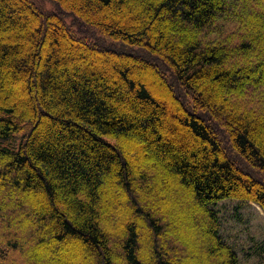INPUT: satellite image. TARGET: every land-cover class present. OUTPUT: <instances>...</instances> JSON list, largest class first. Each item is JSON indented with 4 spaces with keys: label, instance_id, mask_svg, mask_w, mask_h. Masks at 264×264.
<instances>
[{
    "label": "trees",
    "instance_id": "16d2710c",
    "mask_svg": "<svg viewBox=\"0 0 264 264\" xmlns=\"http://www.w3.org/2000/svg\"><path fill=\"white\" fill-rule=\"evenodd\" d=\"M254 72L264 0H0V264H239L211 204L264 210Z\"/></svg>",
    "mask_w": 264,
    "mask_h": 264
},
{
    "label": "rangeland",
    "instance_id": "374dc122",
    "mask_svg": "<svg viewBox=\"0 0 264 264\" xmlns=\"http://www.w3.org/2000/svg\"><path fill=\"white\" fill-rule=\"evenodd\" d=\"M48 3L49 7H52L51 2L48 1ZM141 62L143 63L144 61ZM100 67L107 69L115 67L113 59H106L105 63H102ZM254 73H251V78L254 76L262 77L264 75L261 72ZM143 78L147 81L149 80V74L146 71ZM16 89L21 90V86L18 84ZM45 131L48 132V127ZM170 196L174 197L177 195L172 194L168 197L170 198ZM182 196H184V199L186 194ZM184 202L185 207L190 205V201L185 200ZM211 206L217 211L220 219L219 233L225 241L229 242L237 250L239 264H264V211L260 206L248 200L233 197L219 200L212 203ZM116 207L114 210L117 211L121 218L123 206ZM188 228L187 224H183L180 229L187 235L188 240L185 239L186 243L188 245L193 244V248L198 251L202 241L196 237L197 244H195L192 240L194 237L187 230ZM80 255L82 256V252Z\"/></svg>",
    "mask_w": 264,
    "mask_h": 264
}]
</instances>
